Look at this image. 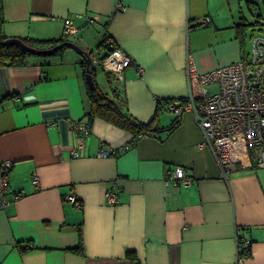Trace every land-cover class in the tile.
Returning a JSON list of instances; mask_svg holds the SVG:
<instances>
[{
	"label": "crops",
	"instance_id": "1",
	"mask_svg": "<svg viewBox=\"0 0 264 264\" xmlns=\"http://www.w3.org/2000/svg\"><path fill=\"white\" fill-rule=\"evenodd\" d=\"M120 2L125 10L115 13L116 0H1V34L55 40L70 21L78 29L74 44L87 54L109 37L133 64L120 80L100 69L106 87L99 90L144 124L158 103L184 100L188 58L202 74L245 53L235 27L251 0ZM200 19L209 25H197ZM100 51L97 60L107 52ZM159 105L156 123L166 129L174 118ZM88 110L80 57L70 49L27 57L22 66L0 64V161L11 163L9 204L0 209V264H131L127 253L138 264H235L239 230L251 243L243 264H264V169L245 161L223 181L212 151L199 147L192 112L170 133L134 143L94 119L78 149L70 123H86ZM124 145L130 149L115 158H97ZM176 168L191 174L190 186L164 185ZM109 189L119 195L113 207L104 201ZM68 195L79 208L64 201ZM79 239L81 254L72 251ZM20 244L31 250L19 253Z\"/></svg>",
	"mask_w": 264,
	"mask_h": 264
},
{
	"label": "built area",
	"instance_id": "2",
	"mask_svg": "<svg viewBox=\"0 0 264 264\" xmlns=\"http://www.w3.org/2000/svg\"><path fill=\"white\" fill-rule=\"evenodd\" d=\"M121 0H116L114 12H124ZM264 3V0H261ZM88 23L93 22L87 19ZM197 25L207 27L209 21L200 19ZM78 29L70 21L63 27L65 39L76 36ZM102 60H93L92 64L102 72L117 80L133 62L122 50L113 48ZM187 95L184 100H173L166 105V111L176 120L186 112H192L203 141L199 147L207 146L218 165L220 178L227 181L235 170V165L245 161L258 169H264V40L252 39L249 53L241 55L239 61L213 69L207 73H198L190 58L185 65ZM71 131L79 137L82 148L90 134V126L82 122H72ZM132 138V143L142 138ZM130 145L118 149L100 151L97 158H115L120 152H126ZM76 157V153L73 152ZM9 161H0V209L8 206L5 196L8 191ZM164 185L173 190L190 186L191 174L182 168H176L164 175ZM38 179L32 176L31 183L37 186ZM118 192L109 189L104 195L106 205H118ZM65 202L79 208L75 197L68 195ZM240 231V230H239ZM239 231L236 233V263L243 264L239 251L249 245Z\"/></svg>",
	"mask_w": 264,
	"mask_h": 264
},
{
	"label": "trees",
	"instance_id": "3",
	"mask_svg": "<svg viewBox=\"0 0 264 264\" xmlns=\"http://www.w3.org/2000/svg\"><path fill=\"white\" fill-rule=\"evenodd\" d=\"M3 19H2V7H1V0H0V64H4V62H8L10 66H22L24 64V61L27 57H30L27 54H22L21 51L15 47V46H4L3 42L8 40L1 34V27H2ZM252 25L247 22V20L242 16L240 17V22L236 25V32L239 35L240 42L243 44L245 32L251 27ZM24 43L26 46L38 49L41 51L44 50H50L55 49V53L50 57H39L42 59H48L52 57H58L60 56L64 50L68 49L64 46L65 42H68L65 40L64 37L60 39L55 40H33V39H19ZM108 42L112 43L113 48H117L114 44V42L109 38L104 36L100 44L98 45L97 50L100 51L102 49H106L107 52H109L111 49H109ZM107 52L104 54V56L107 54ZM87 57L90 58L91 63L89 65V74L92 77V82L94 84V89L90 90L87 83H86V57H80V68L82 71V77L85 84V92L87 96V100L89 103V110L88 113L85 115L86 122L89 126H91V123L94 119H100L103 120L106 123H109L125 132H127L132 138L142 135V136H154V135H160V134H168L178 124V120L174 119L172 124L166 128V129H159L157 126V111L159 110L160 105L159 104H165L167 105L171 101H164L160 102L157 105L156 114H154L153 118L148 123H139L129 117L118 105V103L109 98L107 95H105L99 88L97 87L95 83V75L94 70L92 68L93 59L90 57V54H87ZM103 56V57H104ZM103 57H101L99 60H102ZM99 68V67H98ZM100 69V68H99ZM102 71V70H101ZM106 79H108L109 74L104 73ZM249 241V240H248ZM250 246L251 243L249 241V245L246 248H242L241 251H239V256L243 260L250 257ZM19 253L24 254L31 250L29 244H20L17 246ZM74 253L81 254L82 253V247L81 242L79 239L78 247L74 250H72ZM127 259L130 261L131 264H138L136 261V258L133 253H127L126 254Z\"/></svg>",
	"mask_w": 264,
	"mask_h": 264
},
{
	"label": "rangeland",
	"instance_id": "4",
	"mask_svg": "<svg viewBox=\"0 0 264 264\" xmlns=\"http://www.w3.org/2000/svg\"><path fill=\"white\" fill-rule=\"evenodd\" d=\"M251 3L254 4L252 8H245V16L247 18V22L252 26L245 32L244 40H243V49L246 53H249L251 50L252 39L261 38L264 40V4L261 0H251ZM95 37V36H94ZM73 37L68 38V42L75 43ZM100 52L97 49H92V53L90 57L95 59L100 56ZM101 57L103 55L101 54ZM95 75V83L100 89H104L106 87V83L104 77L97 66H92Z\"/></svg>",
	"mask_w": 264,
	"mask_h": 264
},
{
	"label": "water",
	"instance_id": "5",
	"mask_svg": "<svg viewBox=\"0 0 264 264\" xmlns=\"http://www.w3.org/2000/svg\"><path fill=\"white\" fill-rule=\"evenodd\" d=\"M3 45L4 46H10V45L15 46V47H17L21 51L22 54H27V55L32 56V57H42V56L50 57L56 51L55 49L44 50V51H41V50H38V49H34V48H31V47L26 46L19 39H8V40H6V41L3 42ZM64 46L66 48L70 49L71 51H73L79 57H83V58L86 57L85 63L87 65L86 66V73H87V75H86V78L85 79H86V83H87L89 89L90 90H93L95 87H94V84L92 82V77L89 74V65L91 63L90 58L87 57L86 53L84 51H82L78 46H76L72 42H65L64 43Z\"/></svg>",
	"mask_w": 264,
	"mask_h": 264
}]
</instances>
